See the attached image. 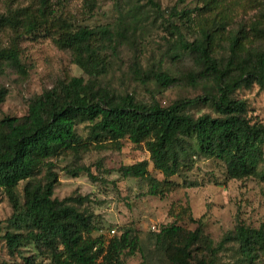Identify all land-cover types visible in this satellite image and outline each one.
<instances>
[{
	"label": "trees",
	"instance_id": "obj_1",
	"mask_svg": "<svg viewBox=\"0 0 264 264\" xmlns=\"http://www.w3.org/2000/svg\"><path fill=\"white\" fill-rule=\"evenodd\" d=\"M146 1L159 9L155 1ZM200 2L195 14L201 19L197 37L184 39L178 25L170 23V27L178 35L175 48L192 54L199 66L198 71H187L181 78L194 85L203 81L210 87L203 95L178 98L167 105L155 99L140 101L132 93L118 92L100 81L111 69L110 54L131 38L125 30V19L129 18L126 25L132 29L140 23L138 10H128L120 17L121 24L75 27L64 21L58 23L54 42L70 52L73 63L87 78L74 75L58 79L29 100L24 115L0 117V189L11 204L8 221L13 227L3 239L8 252L19 255L22 264H37L19 249L28 243L53 264H124L120 257L123 250L132 254L137 249L138 238L132 227L123 226L118 235L109 238L94 236L93 211L83 205L80 197H53L57 174L51 159L59 155L118 150L123 139L142 143L149 160L122 164L118 171L125 177L147 179V193L160 197L176 184L172 176L190 170L204 158L222 162L226 180L259 175V166L264 162V123L252 120L247 114V101L234 93L253 84L264 86V48L245 45L247 33L225 27L231 17L226 0ZM259 4L257 18L249 30L253 37L264 39V0ZM217 6L220 9L208 13ZM171 13L180 15L181 11L173 8ZM186 14L183 11L181 16ZM54 16L50 0H37L33 10L18 8L0 15V28L10 27L20 35L32 34L48 27ZM223 31L229 50L224 63L212 50L215 32L222 37ZM3 65L23 71L17 47H0V68ZM130 72L138 83L152 81L162 88L178 79L160 63L143 68L134 62ZM5 95L6 90L0 88V102ZM197 103L211 105L214 114L194 116L187 107ZM80 124L85 133L78 131ZM149 163L162 175L161 179L150 175ZM83 170L95 178L88 167L66 168L65 172L77 175ZM20 182H24L22 194L18 191ZM179 231L175 224L161 229L163 236L172 238L178 237ZM231 240L237 244L238 256L253 261L264 255V222L252 227L237 221L233 231L215 246L197 231L187 232L181 236L180 258L190 244L199 242L209 252V258L198 259L195 264H218V249Z\"/></svg>",
	"mask_w": 264,
	"mask_h": 264
},
{
	"label": "rangeland",
	"instance_id": "obj_2",
	"mask_svg": "<svg viewBox=\"0 0 264 264\" xmlns=\"http://www.w3.org/2000/svg\"><path fill=\"white\" fill-rule=\"evenodd\" d=\"M50 0L55 10L54 20L46 28L35 33L20 35L10 27L0 28V47L15 46L23 71L3 65L0 68V88L6 90L0 102V117L4 115L22 116L27 112L29 100L58 79L70 76L87 75L71 59L70 52L60 48L53 40L58 23L64 21L72 26L94 27L101 24H121L120 17L128 10L141 13V21L132 29L126 23L125 30L130 39L121 42L116 52L110 54L112 63L109 73L100 78L118 92L132 93L138 100L150 102L157 100L167 105L178 98H193L203 95L209 85L181 78L187 71H198L192 54L175 48L178 35L171 30L170 23L178 25L182 37L192 40L198 36L201 19L196 17L200 0ZM231 9L227 26L232 31L247 33L245 45L264 48V39H257L249 30L257 18L259 0H226ZM37 0H0V15L8 14L18 8L35 9ZM186 11V16L173 15L172 9ZM220 6L208 12L213 14ZM212 50L215 57L226 62L229 54L225 32L222 37L215 32ZM220 37V38H219ZM219 38V39H218ZM138 62L143 68L161 64L178 79L175 83L160 87L152 81L138 83L132 78L130 68ZM235 97L244 98L248 104L247 114L252 120L264 123V86L257 84L249 88L235 90ZM194 116L203 112L214 114L207 103L188 106ZM82 124L80 133H85ZM149 160L144 145L122 140L118 150L98 149L77 155H59L51 160L57 174L53 197L79 198L83 205L93 211L96 229L92 235L106 238L118 235L123 226L132 227L138 238L137 249L129 254L123 250L120 257L124 264H195L198 259L209 258V252L202 244L189 245L182 259L179 244L181 236L197 231L211 240L215 246L223 236L233 231L237 221L252 227L264 222V162L259 166V175L241 180L225 178L222 162L204 158L195 162L190 170L172 176L174 187L164 196L147 193L148 181L145 178L125 177L118 171L122 164ZM74 167H88L94 179L84 170L77 175L65 172ZM149 173L158 179L162 175L148 166ZM24 182L18 185L22 194ZM12 207L7 196L0 189V264H22L19 255L8 252L3 235L13 229L8 221ZM170 224L179 226L178 237L163 236L161 229ZM236 242H225L218 249L215 261L218 264H264V255L245 261L236 252ZM22 255L33 257L37 264H53L43 256L34 244L28 243L19 248Z\"/></svg>",
	"mask_w": 264,
	"mask_h": 264
}]
</instances>
